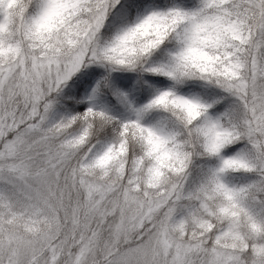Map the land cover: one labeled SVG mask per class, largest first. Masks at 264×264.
Returning <instances> with one entry per match:
<instances>
[{
  "label": "snow or ice",
  "instance_id": "obj_1",
  "mask_svg": "<svg viewBox=\"0 0 264 264\" xmlns=\"http://www.w3.org/2000/svg\"><path fill=\"white\" fill-rule=\"evenodd\" d=\"M0 264H264V0H0Z\"/></svg>",
  "mask_w": 264,
  "mask_h": 264
}]
</instances>
